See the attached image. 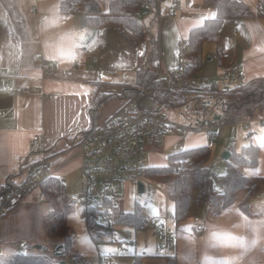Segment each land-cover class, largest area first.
Returning a JSON list of instances; mask_svg holds the SVG:
<instances>
[{"label": "crops", "instance_id": "1", "mask_svg": "<svg viewBox=\"0 0 264 264\" xmlns=\"http://www.w3.org/2000/svg\"><path fill=\"white\" fill-rule=\"evenodd\" d=\"M110 1L98 0L104 11L109 9ZM242 1L257 13V0ZM61 2L0 0V185L11 177L19 186L29 166L46 158L55 177L64 176L62 183L69 196L86 187L80 144L87 136L85 133L92 129L89 107L97 82H111L106 91L112 93H120L123 83H134L145 46L129 43L114 28L104 31L86 26L82 15L62 12ZM164 2L166 14L162 11ZM171 8L173 13L169 11ZM160 9V67L175 68L181 62V40L187 39L192 28L215 17L216 10L206 6L205 0H161ZM152 17L146 16L148 20ZM121 28L129 38L135 37L133 30ZM214 46L209 52L205 48L209 57L200 76L212 77L220 72L214 58L218 50L230 64L243 66L247 81L264 77V19L256 15L226 20ZM36 53L43 54L44 60L35 61ZM134 75V81H128ZM112 87L120 90L111 91ZM57 93L59 96L53 97ZM125 102L126 99L121 100L103 115L108 104L104 106L97 126ZM35 135L41 139L32 144ZM73 142L74 147L70 144ZM74 182L76 187L68 190ZM132 186L129 183L125 188ZM36 190L0 223L4 256L13 255L18 244L26 242L31 253L53 259L56 247L63 242L47 237L44 217L51 206L41 189ZM246 193L240 191L236 202L217 215H210L206 204L197 205L195 211L192 209L193 216L184 221L177 222L171 215L169 225L175 231L177 264H264V197L258 195L257 202L252 200L251 206L256 209L248 215L239 207ZM196 217L208 227L206 232L196 230ZM161 223V217H156L152 230L135 232L134 238L129 236L133 252L144 255V264H166V256L156 250L155 237H160ZM77 244L91 264H98L100 258L109 261L112 254L124 252L121 246L105 251L102 244L91 240L89 233Z\"/></svg>", "mask_w": 264, "mask_h": 264}, {"label": "trees", "instance_id": "2", "mask_svg": "<svg viewBox=\"0 0 264 264\" xmlns=\"http://www.w3.org/2000/svg\"><path fill=\"white\" fill-rule=\"evenodd\" d=\"M257 1L258 9L255 13L242 0H205L206 6L216 10V15L206 19L202 25L192 28L187 37L185 60L188 63L186 69L188 78L195 79L202 73L209 57L205 55V48L208 44H218L219 33L226 20L235 21L256 15L264 19V0ZM158 8L159 0H111L107 11L102 9L98 0H62L61 11L82 15L86 26L104 31L114 28L129 43L133 45L142 43L145 46L143 59L136 70L135 83H123L120 93H112L106 91L112 85L111 82H97L96 91L90 99L89 115L92 121L90 131L96 128L101 117V109L111 101L136 97L146 89L157 93L165 89L163 81L156 79L161 59L160 36L155 28L158 22ZM148 15H153L152 19L148 20L146 18ZM122 26L133 30L135 37L129 38L122 30ZM214 58L221 70L233 65L218 50ZM200 89L202 91L198 93L184 91L185 100L177 98L166 104L169 108H177L194 101L197 108L202 109L215 100L223 112L219 116L223 125L245 122L264 112V77L254 78L245 85L232 86L228 89L219 83L202 84ZM70 144L76 146L74 142ZM211 152L210 146L177 151L168 156L167 165L148 167L145 170L146 177L164 185L167 198L174 204V218L177 222L190 217L195 194L198 206L206 204L208 213L217 215L236 202L240 191H246V196L239 203V207L250 215L252 200L264 190V176L255 175L251 178L242 170L258 164L260 145L251 142L242 146L240 152L231 151V157L226 160V172L219 177L218 185H215L211 169L207 165ZM16 187L9 177L5 185H0V194ZM214 187L223 190V193L214 192ZM41 192L51 206V211L44 217L46 235L51 239L63 240L56 247L55 257L50 259L44 254L29 252L24 255L7 256L1 263L68 264L70 261L71 264H91L87 256L80 252L76 232L68 223L70 202L62 181L56 177L50 178L41 187ZM119 197L117 195L103 198L92 207H81L90 238L96 244L113 241L119 226L132 228L135 232L142 230V224L147 216L140 201L135 200L132 211H122L117 203ZM132 257L134 264H144L143 254L136 252ZM166 264H177L176 255H166Z\"/></svg>", "mask_w": 264, "mask_h": 264}, {"label": "built area", "instance_id": "3", "mask_svg": "<svg viewBox=\"0 0 264 264\" xmlns=\"http://www.w3.org/2000/svg\"><path fill=\"white\" fill-rule=\"evenodd\" d=\"M161 0L157 15L162 17L160 9ZM170 13L174 12L171 8ZM187 49V39L181 40L179 46L180 64L175 68L160 67L157 73V80L164 83L165 89L158 93L155 104L149 108H143L139 102V96L145 95L143 90L138 96L129 98L124 105L114 114L109 116L103 123L92 131L81 141L80 156L82 173L85 180V190L70 194L69 202L83 208L95 205L103 198L111 196H121L125 186L129 183H144L145 192L149 189L146 196L147 201L154 200V192H161L167 199L165 187L162 183L152 181L145 176V170L150 167L146 165L145 155L154 145L164 143L165 136H173L178 133H193L197 131L211 132L223 126L220 118L213 120L204 119L196 126L182 125L175 121L169 113L166 103H172L177 98L185 100L184 91L194 93L201 92L202 84L211 85L219 83L223 88L228 89L232 86H242L247 82L246 70L238 63H234L230 68L221 70L215 76L202 77L195 79L188 78V63L185 60ZM35 61L44 60L41 53L33 56ZM59 93L53 97H58ZM194 102V101H192ZM189 101V104L192 103ZM264 126V113L258 116ZM40 136L35 135L32 144L40 142ZM181 142L175 146L178 148ZM212 178L217 174L212 173ZM55 177L46 158L33 162L28 169V174L19 186L0 194V223L4 216L17 207L25 197L36 189H41L43 184L50 178ZM62 181L64 176H58ZM97 182L99 186H97ZM155 182V183H154ZM144 192V193H145ZM214 192L223 190L214 187ZM142 210L146 213V219L142 224V230L148 232L156 226V217L148 216V207L142 205ZM171 215L165 214L161 217L162 223L159 229L162 244L161 249L172 250L175 246L173 229L169 225ZM195 228L199 232H206L207 226L195 218ZM131 236V234H128ZM26 242H20L14 254L24 255L29 253ZM122 252V250H121ZM98 264H110L107 258H100Z\"/></svg>", "mask_w": 264, "mask_h": 264}, {"label": "rangeland", "instance_id": "4", "mask_svg": "<svg viewBox=\"0 0 264 264\" xmlns=\"http://www.w3.org/2000/svg\"><path fill=\"white\" fill-rule=\"evenodd\" d=\"M167 2L163 3L162 11L166 14L167 11ZM163 14V15H164ZM159 19V17H158ZM158 33L160 31V25L158 26V22L155 25ZM214 44H208L207 50L208 52L213 48ZM134 76H132L131 80L134 81ZM116 80V78H114ZM135 83V82H134ZM120 88L112 87L111 91H119ZM158 93L154 90L146 89L145 95L141 94L139 98L140 105L143 108H149L153 104H155V99L153 97H157ZM121 98L115 99L110 102L103 112L109 113L112 111L118 104L121 103ZM169 113L173 119L179 124L182 125H193L196 126L198 123L203 121L204 119L213 120L215 116L222 115V110L218 104H216L215 100H212L211 104H208L206 108L198 109L195 102H192L189 105H184L181 107H171L169 108ZM264 113V112H263ZM110 115V114H108ZM181 142L182 145L180 147H176L177 143ZM258 144L262 148V153L260 156V161L255 167H245L243 168L244 174L254 178L255 175L264 176V126L262 122L258 119V117L240 123H232L223 125L220 129L213 130L211 132H203L197 131L193 133H178L176 136H165L164 143L161 145H154L149 152L145 155V162L147 166L150 167H160L165 166L168 163V156L182 150H187L189 148H194L198 146H210L212 149L211 158L208 161L207 165L210 167L211 172L217 174L214 177L215 185H218L219 177L226 172L227 163L226 160L223 159V154L226 151H233L240 152L242 146L247 145L249 143ZM79 181V180H77ZM155 183V182H154ZM97 186L99 183L97 182ZM76 187V182L74 185L70 183L68 186V190H73ZM77 190V189H75ZM36 192L38 190H35ZM33 191V192H35ZM32 192V193H33ZM149 193V189L147 192L143 194H138L136 185L134 184L132 187H126L124 192L122 193L117 200L119 209L122 211H132L134 208L135 200H139L142 205L148 207V216L152 217H162L165 214L173 215L174 214V204L172 201L167 200L161 192H154V201L149 202L146 199L147 194ZM258 195L264 197V190H262ZM258 198H254L253 202H257ZM192 209H196L197 204V195L194 196V201L192 204ZM201 207V206H200ZM194 209V211H195ZM255 207L251 206V210L255 211ZM194 211L191 212L193 216ZM203 210L200 211L201 215H203ZM191 216V217H192ZM67 220L69 225L75 230L76 232V240H81L87 236L88 230L87 225L84 220L82 208L77 206L73 203H70L68 213H67ZM172 224V220L170 221ZM143 231V230H142ZM128 233L134 238L137 233L132 228L119 226L117 228L115 237L113 241L109 242H102L103 249H118L123 247V254H112L109 258L110 264H133V257L134 254L130 242L131 237H129ZM174 229H173V238H174ZM160 236V234H159ZM118 240V241H116ZM157 248L156 250L161 253V255H170L174 254V247L172 250L161 249L159 245L162 244V240L160 237H155ZM175 242V241H174ZM107 246H106V245ZM0 247V264L7 259V256L3 253L4 251ZM145 249V248H144ZM30 250V248H27ZM151 251V250H150ZM68 264H71L68 261Z\"/></svg>", "mask_w": 264, "mask_h": 264}, {"label": "water", "instance_id": "5", "mask_svg": "<svg viewBox=\"0 0 264 264\" xmlns=\"http://www.w3.org/2000/svg\"><path fill=\"white\" fill-rule=\"evenodd\" d=\"M210 59L211 58H209V60ZM215 118H219V116H215ZM230 157H231V152H229V151H226L223 154V159L224 160H228ZM137 192H138V194H143L145 192L144 183L141 182V181L137 183ZM63 263H65V262H63Z\"/></svg>", "mask_w": 264, "mask_h": 264}]
</instances>
